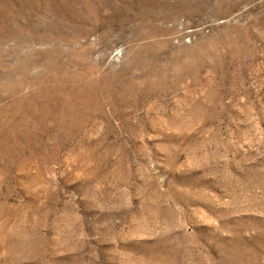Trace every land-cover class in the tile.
<instances>
[{
  "label": "rangeland",
  "instance_id": "obj_1",
  "mask_svg": "<svg viewBox=\"0 0 264 264\" xmlns=\"http://www.w3.org/2000/svg\"><path fill=\"white\" fill-rule=\"evenodd\" d=\"M0 264H264V0H0Z\"/></svg>",
  "mask_w": 264,
  "mask_h": 264
}]
</instances>
